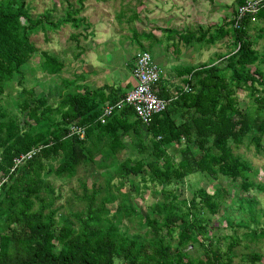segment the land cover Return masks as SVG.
<instances>
[{
	"label": "trees",
	"instance_id": "trees-1",
	"mask_svg": "<svg viewBox=\"0 0 264 264\" xmlns=\"http://www.w3.org/2000/svg\"><path fill=\"white\" fill-rule=\"evenodd\" d=\"M81 1L79 8L68 3L63 16L52 20L49 11L32 16L26 0H0V101L13 77L22 74L21 68L37 52L31 36L65 25L74 30L83 23L89 26L79 17ZM242 31L233 30L236 51L224 66L191 71L186 81L191 91L179 90L175 101L148 126L128 106L101 124L103 108L122 97L119 89L106 94V86L95 91L77 88L56 106L24 90L12 100L21 118L0 107V264H233L237 238H231L225 252L213 246L202 214L217 213L223 187L214 193L194 191L189 201L179 200L167 188L201 175L238 183L245 192L253 186L264 193V183L248 181L252 166L234 153L244 145L257 154L264 152V74L250 68L264 63V55L253 49ZM42 57L40 66L47 73L62 69L55 58L45 52ZM241 91L251 98L245 109L239 108L236 98ZM159 96L168 99L162 91ZM73 126L84 130L82 139L70 135ZM168 147L173 154H168ZM30 152V157L15 163ZM120 154L125 155L121 161ZM95 162L110 170L103 182L92 184L91 192L80 183L83 209L62 213L63 207L56 206L60 196L49 178L69 180L81 166ZM135 177H140L143 189H148L147 183L151 189L160 187L162 201L146 208L145 214L128 204V195L121 192L126 183L139 192ZM115 203L114 210L108 207ZM124 220L143 223L148 230L129 234L121 227ZM228 226L233 227L230 221ZM244 237L256 243L264 238V229ZM189 246L201 248L202 258L192 257ZM248 259L259 261L257 255Z\"/></svg>",
	"mask_w": 264,
	"mask_h": 264
},
{
	"label": "rangeland",
	"instance_id": "rangeland-1",
	"mask_svg": "<svg viewBox=\"0 0 264 264\" xmlns=\"http://www.w3.org/2000/svg\"><path fill=\"white\" fill-rule=\"evenodd\" d=\"M26 1L30 7L32 16L49 11L52 20H57L63 16L68 3H71L76 8L80 6L79 0ZM176 4L180 7L181 2ZM81 7L82 10L79 17L85 20L89 25L88 27L83 23L79 29L74 30L70 25H65L56 31L39 32L31 36L30 40L35 45L37 52L21 68L22 74L13 77L12 82L1 98L0 107H6L9 113L16 112L18 115L14 114L19 116V118L23 117L14 108L12 100H16L18 93L24 90L32 91L36 96L42 95L49 105L56 106L66 93L77 91V88H81L83 84L89 85L90 73L88 75V68L86 67L89 63L100 66L102 73L106 70V73L111 78L113 76L111 75L112 72L116 71L118 76H115V82L117 84L122 79H128L129 63L134 62L135 56L141 53L152 55L150 49L141 50L142 48L137 45V36H134V34L137 35V32L144 26H147V30L150 31L153 30L154 26H169L170 23L167 24V20L169 18L170 20H174L176 16L177 21H182V16L180 15L183 14V11H180L184 9L183 6L179 9H174V4L168 2V0H82ZM193 21V23H196L198 19ZM258 33L260 36L257 37V34H253L254 36L252 35L250 39L254 43L253 48L261 55H264V33ZM72 35H76V37L72 38ZM166 35L167 33H163L164 37ZM185 35L188 36L189 33H185ZM190 40L193 41V38H190ZM146 41L151 42V39ZM194 41V49H197L196 51L201 50L202 56L195 54L193 56L195 61L192 62V65L186 64L185 61L178 62V69H186L187 67V71H189L188 69L193 67L212 66L221 57L223 59L217 65L223 67L226 59L236 51L234 46L229 49L224 48L222 52L216 46H207L204 40L201 42H197L198 40ZM97 42H101L103 45L100 47V50L98 49L103 56L102 58H104L103 61H97V53H95L93 59L87 58V55L98 47ZM186 43L188 45L191 44L189 41ZM165 44H168V47L171 48L172 54L173 51L179 53L186 47L183 42L181 44L177 42L170 44L168 41H165ZM154 45L152 42V47ZM42 52H45L63 64L62 69L58 73L53 75L43 70L42 66H40L43 61ZM109 59L111 60L109 61ZM194 62H199V64L196 65ZM250 68L251 70L257 68L264 74V63L258 62ZM96 73L97 71L95 70ZM132 80L135 84L134 78ZM104 92L107 94L105 90ZM236 98L239 108L245 109L246 106H251V98L246 92H238ZM166 151L170 155L174 153L172 147H168ZM130 153L133 154L132 151ZM234 153L252 166L253 171L249 174L248 181L254 184L264 183V152L257 154L253 148L247 149L244 145L234 149ZM130 156L132 157L133 155ZM99 158L97 157L96 161ZM118 158L121 161L125 158V155L120 154ZM96 163L88 167L81 166L76 176L69 180L57 179L53 176L49 178V181L56 190V194L60 196L56 202V206L63 207L61 208L62 213L83 209L84 202L81 200L83 191L80 183H85L88 191L91 192L93 190L92 184L95 182L101 184L103 182L104 173L110 170L100 169ZM113 182L117 184L118 180L114 179ZM134 182L135 185L139 186L138 193L131 191L128 183L123 186L121 192L128 195V204H131L137 211L145 214L146 208L155 202L162 201V196L159 194L160 187L156 186L151 189V184L147 183L148 189H143L140 177H135ZM222 187L225 192L219 194L223 201L217 208V213L210 215L207 211H202L207 221L206 229L208 230V236L212 245L217 246L222 252H225L229 246V242L232 241L231 238L235 237L239 244L233 249V264H264V238H261L256 243H252L250 239L244 237L245 234L251 233V230L257 229L260 232L261 229H264L263 192H260L253 186L249 188L248 192H245L240 188L238 183L233 184L225 178H220L219 182L213 181L201 175L189 176L180 183L169 186L167 189L178 194L179 200L184 199L189 201L194 191L202 189L209 193H214V191ZM154 190L158 192L156 195L153 193ZM116 205L117 203L108 205V207L114 210ZM249 207L254 211L256 225L250 221ZM228 221L231 222L233 227L228 226ZM123 222L124 224H121V227L129 234H143L148 230L143 223L140 224L137 221L127 222L124 220ZM239 223L248 224V229L235 226ZM176 241L177 233L171 236V242L175 244ZM186 250L190 252L192 257L202 258V250L198 246H189ZM251 255H257L259 261H249L248 257Z\"/></svg>",
	"mask_w": 264,
	"mask_h": 264
},
{
	"label": "crops",
	"instance_id": "crops-1",
	"mask_svg": "<svg viewBox=\"0 0 264 264\" xmlns=\"http://www.w3.org/2000/svg\"><path fill=\"white\" fill-rule=\"evenodd\" d=\"M246 1L247 0H168V2L174 4V9H179L183 6L184 9L180 11H183V14L180 15L182 16V21H177L176 16L174 17V20H170V18L167 20V24L170 23L169 26H154L151 31L147 30V26H144L137 32V45L140 46L143 51L150 49L152 51L151 57L154 63L158 67L160 66L159 68L162 71V75L158 84L159 92L162 91L164 96H168L167 100L169 102L175 101L179 90L184 91V87L187 85L186 81L190 77V72L204 67L189 68V71H187V67L186 69L177 68L178 62L181 63V61H185L186 64L192 65V62L195 61L193 58L195 54L202 56L201 50L196 51L197 49H194L195 43H193V41L198 40L197 42H201L204 40L207 46H216L222 52L224 51V48L229 49L232 47L234 42L232 20L238 7ZM179 2H181L180 7L176 4ZM197 19L198 22L193 23V20ZM242 29V32L249 40H251L250 37H252L253 34H257L258 37L260 36L258 32L264 33V9L258 13L255 22H251L250 20L244 21ZM163 33H167L166 37L163 36ZM185 33H189V35L186 36ZM213 37H216L217 39L214 43H210L209 39ZM190 38H193V41H191ZM149 39H151V42L146 41ZM112 41H114V39H112ZM165 41H168L170 44L175 42L181 44V42H183L186 47L179 53L173 51L172 54L171 48L168 47V44H165ZM188 41L191 43H189L190 45L186 43ZM152 42L155 44L154 47H152ZM97 44L98 47L95 48L92 53L88 54L87 58L93 59V56L95 57V53H97V61H103L104 58H102L103 56L99 51L100 47L103 45L101 42H97ZM253 49L256 50L255 48ZM104 54L106 53L104 52ZM105 59L107 58L105 57ZM222 59L223 58L221 57L220 60ZM110 60L111 59H109V61ZM220 60L217 63H219ZM194 63L196 65L199 64V62ZM217 63L212 66H218ZM132 66L133 62L129 63L130 70L128 73V79H122L117 84V82H115V76H118L116 71L112 72L111 75L113 76L111 78L108 73H106V70H104L103 74L100 66H95L94 64L89 63L88 66H86L88 68V75L90 73L88 81L89 85L87 86L83 84L80 89L95 91L106 86L108 87L105 89L107 93H110L114 89H119L121 93L119 96H123L135 85L132 80ZM95 70L97 71L96 74ZM106 104H104V106ZM179 121L180 118H177L175 123L178 124Z\"/></svg>",
	"mask_w": 264,
	"mask_h": 264
},
{
	"label": "built area",
	"instance_id": "built-area-1",
	"mask_svg": "<svg viewBox=\"0 0 264 264\" xmlns=\"http://www.w3.org/2000/svg\"><path fill=\"white\" fill-rule=\"evenodd\" d=\"M264 9V0H247L238 7L232 20L233 29L242 28L244 21L250 20L255 22L258 13ZM162 71L154 63L152 57L148 53H141L135 56L132 77L135 85L127 91L119 100L113 104H107L99 117V122L104 124L106 119L110 118L114 112L122 110L125 106L131 107L136 118L144 125L151 124L154 116L164 112L169 103L168 100L159 97V87ZM185 92L191 91L189 86L184 87ZM75 134L80 139L84 137V130L73 126L70 135ZM30 153L21 155L15 160L18 164L25 158L30 157Z\"/></svg>",
	"mask_w": 264,
	"mask_h": 264
},
{
	"label": "clouds",
	"instance_id": "clouds-1",
	"mask_svg": "<svg viewBox=\"0 0 264 264\" xmlns=\"http://www.w3.org/2000/svg\"><path fill=\"white\" fill-rule=\"evenodd\" d=\"M160 97V96H159ZM161 98V97H160ZM163 99V98H162ZM166 100V99H165Z\"/></svg>",
	"mask_w": 264,
	"mask_h": 264
}]
</instances>
